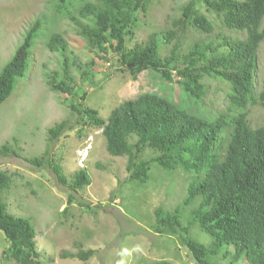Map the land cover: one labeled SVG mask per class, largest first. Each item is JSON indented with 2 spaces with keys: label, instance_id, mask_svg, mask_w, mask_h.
I'll list each match as a JSON object with an SVG mask.
<instances>
[{
  "label": "trees",
  "instance_id": "obj_1",
  "mask_svg": "<svg viewBox=\"0 0 264 264\" xmlns=\"http://www.w3.org/2000/svg\"><path fill=\"white\" fill-rule=\"evenodd\" d=\"M159 1L55 0V4L57 15L73 24L91 53L117 54L120 70L133 79L143 71L151 72L179 85L185 100L201 105H205V79L220 81L227 95L223 112L213 117L194 113L155 91L124 100L107 119L91 106L71 102L69 117L48 128L41 155L19 153L15 139L4 142L0 154L19 156L38 167L46 164L70 190L68 206L74 203V193L92 179L86 165L69 177L61 162L50 155L51 145L73 128V121L79 125V135L83 129H101L107 152L127 158V181L146 184L154 164L189 177L180 204L172 210L162 206L154 210L156 232L180 235L197 264H264V123L253 128L248 119L251 107L264 105V88L257 92L255 80L258 48L264 38V0H203L215 18L203 12L197 0H188L161 28L151 23ZM43 21L38 18L28 27L11 60L1 68L0 103L26 78L34 57L31 46L37 33L44 31ZM146 27L150 30L145 38L130 47L129 42ZM45 45L62 56L60 70L45 77L49 88L84 101L88 92L79 86L73 66L84 82L88 76L82 67L90 70L94 61L72 62L69 40L60 31L53 32ZM12 183V175L0 168V231L8 243L1 259L37 264L41 253L35 227L29 219L11 214L4 203ZM183 212L189 219L186 224L181 220ZM193 227L199 237L190 232ZM76 245L77 252L64 250L63 257L86 261L96 252L83 249L79 242Z\"/></svg>",
  "mask_w": 264,
  "mask_h": 264
},
{
  "label": "rangeland",
  "instance_id": "obj_2",
  "mask_svg": "<svg viewBox=\"0 0 264 264\" xmlns=\"http://www.w3.org/2000/svg\"><path fill=\"white\" fill-rule=\"evenodd\" d=\"M187 1L160 0L152 25L165 27ZM197 1L203 12L215 18L206 11L203 0ZM41 17L45 27L43 33H37L31 46L34 57L26 78L22 85H16L11 97L0 103V147L7 140L15 139L19 153L28 157L41 155L46 149L48 128L69 117L67 104L71 102L91 106L107 119L124 100L144 91H155L205 116L213 117L225 110L226 88L218 80L205 79V105H201L203 102L194 99L185 100L179 85L163 81L151 72L143 71L133 79L129 72L120 70L122 66L113 52L102 54V57L94 55L73 24L57 15L55 0H0V70L11 60L28 27ZM261 29H264V21ZM148 30L150 28H141L129 46L141 42ZM56 31L64 33L69 40L72 62L94 61L90 70L82 67V72L88 76L84 82L73 66L79 86L88 92L84 101L81 97L71 99L53 91L46 83V75L60 70L62 64L61 53L51 52L45 45ZM239 35L245 37L244 33ZM257 55L255 80L259 92L264 88V38ZM249 111L248 119L253 128L264 123V105L253 106ZM72 124L73 128L66 129L50 149V155L61 162L69 177L79 169L77 149L85 145L88 135L92 134L94 139L84 163L92 182L74 193L71 205L67 206L70 190L57 181L46 164L38 167L19 156L0 154V168L13 177L4 203L11 214L29 219L35 227L41 253L37 264H153L161 259L170 260L172 264H197L180 235L158 233L152 228L156 207L172 210L180 204L186 195L189 177L154 164L146 184L127 181V158L107 152L102 130L87 128L79 135V125L74 121ZM145 157H149L148 152ZM181 220L184 224L189 221L186 213L183 212ZM190 232L194 237L201 235L196 227ZM78 242L85 250L96 249L95 254L86 261L63 257L64 250L77 252ZM7 246L6 237L0 231V264L1 260L2 264H15L1 259Z\"/></svg>",
  "mask_w": 264,
  "mask_h": 264
},
{
  "label": "built area",
  "instance_id": "obj_3",
  "mask_svg": "<svg viewBox=\"0 0 264 264\" xmlns=\"http://www.w3.org/2000/svg\"><path fill=\"white\" fill-rule=\"evenodd\" d=\"M94 136L92 134L88 135L85 145L77 149V163L79 167L85 166V161L88 157L89 150L92 148V142H93Z\"/></svg>",
  "mask_w": 264,
  "mask_h": 264
}]
</instances>
